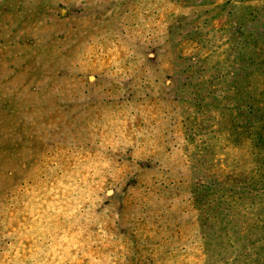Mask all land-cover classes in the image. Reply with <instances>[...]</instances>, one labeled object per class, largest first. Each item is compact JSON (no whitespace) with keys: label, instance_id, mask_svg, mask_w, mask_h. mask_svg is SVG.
Segmentation results:
<instances>
[{"label":"trees","instance_id":"16d2710c","mask_svg":"<svg viewBox=\"0 0 264 264\" xmlns=\"http://www.w3.org/2000/svg\"><path fill=\"white\" fill-rule=\"evenodd\" d=\"M207 1L117 4L119 10L137 8L135 28L151 23L143 33L130 27L132 54L117 63L122 75L125 69L130 73L118 83L123 98L108 102L116 108L113 116L124 111L133 118L132 132L122 138L129 128L127 120H118L121 128L108 132L114 141L92 138L71 154L65 150L67 160L76 164L71 174L44 168L39 175L18 167L22 158L32 156L24 157V147L43 148L42 137L31 135L30 123L18 121L21 112L0 85L1 183L5 174L6 186L24 182L25 176L30 179L24 186L63 180L50 191L51 198L41 197L59 206L42 227L76 230L71 244L79 247L67 248V264H80L82 258L85 264H100L105 254L108 260L128 258L129 264H264V0ZM160 4L168 10L163 19L154 10ZM220 18L225 22L216 28ZM117 36L127 37L125 32ZM44 73L35 65L31 76L42 80ZM116 120L106 117L109 124ZM82 133L80 124L72 135L78 139ZM179 150L187 155L182 172L173 171L169 158ZM90 151L102 160L120 154L118 162H127L132 171L114 181L111 171L83 173L79 167L96 159ZM49 209L41 207L46 213ZM41 233L27 236L38 248L18 263L51 264V242ZM5 253L0 250V264Z\"/></svg>","mask_w":264,"mask_h":264},{"label":"rangeland","instance_id":"374dc122","mask_svg":"<svg viewBox=\"0 0 264 264\" xmlns=\"http://www.w3.org/2000/svg\"><path fill=\"white\" fill-rule=\"evenodd\" d=\"M120 1L0 0L1 91L4 97H8L11 105H17L21 112L18 121H25L26 124L32 125L31 135L41 134L42 141H40L43 145L41 149L26 145L25 153L24 151L21 153L23 152L25 157L32 152V156L22 158L18 167L26 166L30 172L34 171L39 175L45 169L50 173L71 174L76 164L67 160L65 150L71 154L70 150L76 151L79 146L83 147L81 143L84 140L92 138L104 142L114 141L110 139L114 136L108 132L113 127L121 128L118 120H127L129 128V131L121 137L131 134L130 122L134 121L133 118L128 119L124 111L115 113L116 118L113 116L116 108H112L113 105L108 103L112 99L120 102L119 100L123 98V95L118 93V83L125 81L130 73L125 69V75H122L117 63L132 54L128 48L130 45L128 41L134 39H127L130 27L137 24L134 23L132 16L137 8L124 6L120 10L115 9ZM207 2L219 5L222 0ZM144 8L146 10L147 6ZM164 8L165 4L154 8L160 11L162 19L168 11ZM222 19L215 21L216 28L223 26L225 19ZM140 24V27L134 26V31L143 33L144 28L151 27L149 21L140 22ZM123 32L127 37L117 36ZM35 65L45 69L42 80L31 76ZM37 91L39 93H36ZM48 97L51 101L47 100ZM47 105L49 106L46 107ZM106 117L117 120L110 121L109 124ZM134 119L140 120L138 116H134ZM80 124L83 135L77 139L72 134ZM56 129L57 134H54ZM15 135L19 136L17 133ZM94 135L97 136L94 137ZM104 137L106 138L103 139ZM130 139L135 140L133 135ZM93 151L97 152L96 149ZM89 153L94 154L92 151ZM81 154L84 155L83 152ZM81 154L75 153V156H82ZM116 155L115 160H102L97 154L94 157L96 159L85 162V167L82 166L79 169L88 174L111 171L109 178L114 181L132 171L130 164L124 161L119 163L121 156ZM186 156L180 150L169 156L174 161H170L174 167L173 171L185 170L183 158ZM17 158H20L19 155ZM105 158L109 157L105 155ZM34 159L37 160L34 161ZM169 165L170 163H167L166 168H169ZM9 169L6 168L5 171ZM29 179L25 176L24 182H28ZM1 182L0 180V191L4 189L5 194L0 196V250L7 252L2 264H25L18 263V259H23L37 250L38 245L32 244L30 240V236L36 232L37 235L42 232L40 237L45 236L47 242H51L49 253L54 258L50 263L67 264V248L77 251L79 247V245L71 244V241L76 238L73 236L76 230L63 232L61 229L60 232H54V229H51L48 232L46 227H42V223L48 225L50 220H53L47 217L51 215L54 218L52 209L59 206L54 205V201L47 199L46 201L41 197L46 195L51 198L53 192L50 191H55L63 180L58 178L45 184L34 181L30 186L27 183V186H24V182L9 183L6 186L5 174L4 184ZM9 192L15 195L8 196ZM107 193L112 194L111 185ZM42 206L50 208L47 213L41 210ZM43 216L45 218H42ZM19 236H22V239ZM117 250L120 254L121 249ZM109 256L110 254L102 256L106 261L100 264H129L130 262L128 258L127 260H116V258L108 260ZM79 262L85 264L83 258ZM174 263L177 264L176 261Z\"/></svg>","mask_w":264,"mask_h":264}]
</instances>
